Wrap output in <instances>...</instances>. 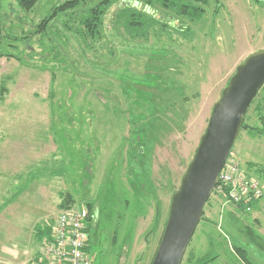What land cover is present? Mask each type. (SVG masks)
Instances as JSON below:
<instances>
[{
    "label": "rangeland",
    "instance_id": "rangeland-1",
    "mask_svg": "<svg viewBox=\"0 0 264 264\" xmlns=\"http://www.w3.org/2000/svg\"><path fill=\"white\" fill-rule=\"evenodd\" d=\"M66 1L23 12L0 0V264L31 260L38 230L68 194L95 211L93 264H151L215 104L237 68L264 51V3L213 1L199 21L156 9L167 24L141 38L117 21V4L93 40L85 0L35 35ZM255 98L230 156L258 169L250 175L264 193V86ZM232 213L213 194L182 264L209 255L218 257L209 264H247L236 247L264 264L244 230L264 246V197L250 217Z\"/></svg>",
    "mask_w": 264,
    "mask_h": 264
},
{
    "label": "water",
    "instance_id": "water-1",
    "mask_svg": "<svg viewBox=\"0 0 264 264\" xmlns=\"http://www.w3.org/2000/svg\"><path fill=\"white\" fill-rule=\"evenodd\" d=\"M263 86L264 51H259L237 68L215 104L199 148L172 198L165 231L151 264H182L239 138L249 106Z\"/></svg>",
    "mask_w": 264,
    "mask_h": 264
},
{
    "label": "trees",
    "instance_id": "trees-1",
    "mask_svg": "<svg viewBox=\"0 0 264 264\" xmlns=\"http://www.w3.org/2000/svg\"><path fill=\"white\" fill-rule=\"evenodd\" d=\"M17 4H19L20 8L24 12H31L36 5L38 4L39 1L41 0H15ZM92 3H94V7L90 9L87 13L86 18L83 20L82 25H84L85 30L93 38V40H97L101 38L100 33L102 29L104 28V18L106 17V14L108 13L107 11L113 7L117 6V4H120V14L118 15L117 21L121 23L124 21V26L126 29V32L128 34H133L134 37H140L141 36H147L149 35L150 30H153V28L156 25H164L167 24L166 21H162V19L155 18L153 15L154 13L158 12L156 9L161 10V15H165L167 12L176 15L178 17H183V18H188L191 21H199L203 15L205 14V8L210 4V2H220L221 0H90ZM85 0H70L66 1L62 5H59L58 7H55L52 11V13L45 18L42 22H40L36 27L37 29L35 30V35L42 34L48 29V24L56 19L59 14H66L69 13L75 9H77L79 6H81L83 3H85ZM255 2L258 3H264V0H255ZM137 4V6H136ZM221 5L219 4V8ZM160 12V11H159ZM172 18L173 20L174 17L172 16H167ZM84 39L86 40V36H83ZM4 37H2V29L0 28V46L4 43ZM11 58L13 57L12 55H9ZM5 90H0V99L2 96V93H4ZM257 96V95H256ZM256 98H254L255 100ZM253 100V102H254ZM252 102V103H253ZM251 103V105H252ZM250 105V106H251ZM249 106V108H250ZM249 110V109H248ZM249 112V111H248ZM247 112V114H248ZM246 114V116H247ZM245 116V118H246ZM245 127V123L242 128ZM242 130V129H241ZM261 136H264V128L263 131L259 132ZM252 164V163H251ZM248 165V170L244 171L247 173L248 176L251 177V170L255 169L257 173H259L258 169L254 167V165ZM251 165V166H250ZM241 166V165H240ZM242 169V167H241ZM254 170V171H255ZM249 171V172H248ZM257 179V178H256ZM258 180V179H257ZM220 196L221 199L223 200L224 204L231 206L232 207V214L233 218L237 221L235 218V214L238 212H243L244 214L248 215L250 217V214L253 213L254 209L256 206H258L260 201H257L253 203L251 206V211L248 212L244 204L241 205H235L232 203H228L227 199L225 196H221L219 193L214 191V195ZM264 197V196H263ZM210 200V199H209ZM208 203V202H207ZM81 205L86 206L87 210H89L90 213V218L88 220L89 222V228H88V233H89V241H88V248H87V253L91 256V249L93 247L92 245V240L94 236V219H95V211L93 210L92 204H87V203H79L77 204L74 199H72L71 195H67V197L63 200V202L60 205V209L63 211H68V209H72L74 207H79ZM204 216V212H203ZM53 222V221H52ZM52 222L48 223V225H45V228H40L38 230V241L40 242L44 237L50 236V227L49 224H52ZM239 222V220H238ZM245 233L246 237L251 241V243L256 246L260 247L261 249H264V246L261 242V240L258 238V235L255 231V229H250V228H245ZM244 233V232H243ZM162 238V236H161ZM160 238V240H161ZM211 238V237H209ZM159 240V244H160ZM211 243L213 240L210 241ZM159 246V245H158ZM189 247V246H188ZM158 249V248H157ZM188 250V248H187ZM186 250V254L188 253ZM235 250H237V253L241 259V261H245L247 264H253L248 257L247 250L246 249H241L236 247ZM157 251V250H156ZM156 253V252H155ZM154 253V254H155ZM156 254L154 255V257ZM186 256V255H185ZM152 258V261L154 259ZM185 258V257H184ZM218 257H212V256H206L203 258H198V257H191L189 260L191 264H209L214 262ZM93 263H94V258ZM184 260V259H183ZM151 261V263H152Z\"/></svg>",
    "mask_w": 264,
    "mask_h": 264
},
{
    "label": "built area",
    "instance_id": "built-area-1",
    "mask_svg": "<svg viewBox=\"0 0 264 264\" xmlns=\"http://www.w3.org/2000/svg\"><path fill=\"white\" fill-rule=\"evenodd\" d=\"M228 158L216 192L225 196L228 203L244 204L250 212L253 203L264 196L260 181L248 176L234 156ZM89 218L84 205L61 212L49 224L50 236L40 241L39 250L23 264H93L92 256L87 253Z\"/></svg>",
    "mask_w": 264,
    "mask_h": 264
},
{
    "label": "crops",
    "instance_id": "crops-1",
    "mask_svg": "<svg viewBox=\"0 0 264 264\" xmlns=\"http://www.w3.org/2000/svg\"><path fill=\"white\" fill-rule=\"evenodd\" d=\"M37 239V238H36ZM37 241H38V239H37ZM40 243V242H39ZM24 253V255L25 254H27L28 253V251H25V252H23ZM17 254H20V253H17ZM19 256H21V255H18V256H16V257H18V258H16L15 257V255H13V256H7L8 258H9V260H13V261H15V262H17V263H22V261L20 260V258H22V256L21 257H19ZM26 261V260H25Z\"/></svg>",
    "mask_w": 264,
    "mask_h": 264
}]
</instances>
